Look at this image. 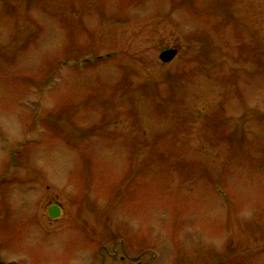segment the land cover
Instances as JSON below:
<instances>
[{"label":"rangeland","instance_id":"1","mask_svg":"<svg viewBox=\"0 0 264 264\" xmlns=\"http://www.w3.org/2000/svg\"><path fill=\"white\" fill-rule=\"evenodd\" d=\"M0 264H264V0H0Z\"/></svg>","mask_w":264,"mask_h":264},{"label":"water","instance_id":"2","mask_svg":"<svg viewBox=\"0 0 264 264\" xmlns=\"http://www.w3.org/2000/svg\"><path fill=\"white\" fill-rule=\"evenodd\" d=\"M178 50L175 48L172 49H166L164 50L161 55H160V59L164 62H169L172 59H174V57L177 55ZM50 215L52 217H58L60 215V208L57 205H54L53 207L50 208Z\"/></svg>","mask_w":264,"mask_h":264},{"label":"flooded vegetation","instance_id":"3","mask_svg":"<svg viewBox=\"0 0 264 264\" xmlns=\"http://www.w3.org/2000/svg\"><path fill=\"white\" fill-rule=\"evenodd\" d=\"M53 205H55V204L50 205L48 208L49 216H50V207H52ZM61 212H62V206H60V214H61ZM56 218H58V217H56ZM53 219H55V218H53Z\"/></svg>","mask_w":264,"mask_h":264}]
</instances>
